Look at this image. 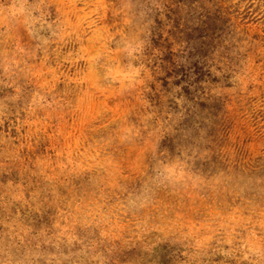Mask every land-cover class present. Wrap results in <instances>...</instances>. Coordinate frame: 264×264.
<instances>
[{
    "label": "rangeland",
    "instance_id": "obj_1",
    "mask_svg": "<svg viewBox=\"0 0 264 264\" xmlns=\"http://www.w3.org/2000/svg\"><path fill=\"white\" fill-rule=\"evenodd\" d=\"M0 264H264V0H0Z\"/></svg>",
    "mask_w": 264,
    "mask_h": 264
}]
</instances>
